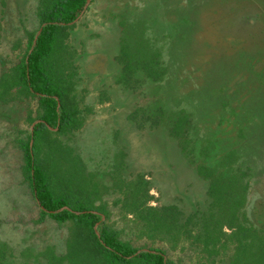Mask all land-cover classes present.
Returning <instances> with one entry per match:
<instances>
[{
    "label": "rangeland",
    "instance_id": "obj_1",
    "mask_svg": "<svg viewBox=\"0 0 264 264\" xmlns=\"http://www.w3.org/2000/svg\"><path fill=\"white\" fill-rule=\"evenodd\" d=\"M39 1L0 0V264H69L78 229L41 215L22 149L38 102L10 87ZM57 45L50 71L76 126L43 131L38 161L56 193L105 211L95 233L105 225L175 264H230L226 238L192 236L213 200L205 167L236 175L235 194L246 185L238 220L264 237V0H88ZM167 205L181 223L194 214L178 238L143 221Z\"/></svg>",
    "mask_w": 264,
    "mask_h": 264
},
{
    "label": "trees",
    "instance_id": "obj_2",
    "mask_svg": "<svg viewBox=\"0 0 264 264\" xmlns=\"http://www.w3.org/2000/svg\"><path fill=\"white\" fill-rule=\"evenodd\" d=\"M87 2L88 0H40L37 9L39 28L35 33L29 34L24 55L9 77L11 88L18 89L25 96L37 98L40 112L22 145L31 193L41 208L42 216L47 215L57 222L72 220L77 223L78 229L71 233L68 239L65 259L69 264H175L166 258L164 250L141 251L120 240L116 232L105 225L98 234L95 233L94 228L98 222H102L105 211L72 201L71 194L56 193L52 187V177L38 161V140L43 131H49L51 128L57 133H62L76 126V110L69 106L68 97L55 82L50 71V60L56 51L60 36L73 26ZM6 77L7 74L0 78V85H5ZM60 147L65 149L67 154H71L69 148ZM199 171H206L204 174L210 178L208 194L213 200L209 213L203 214L197 223L191 225V228L196 226L194 234L192 233L196 238L195 242H201L205 247L209 238L217 241L224 237L234 247L230 264H264V237L260 236V231L252 225L238 220V209L243 205L246 185L240 183L241 192L238 190L235 194L234 186H239L236 175L232 174L229 181L225 182L214 173H209L210 168L200 167ZM72 183V180H67L65 184L70 191L73 189L70 186ZM145 183L147 182L144 181ZM236 197L237 200H234ZM147 210L156 215L154 222L143 218L147 226L166 232L173 236V239L183 234L184 227L188 226L194 217V214L189 215L186 223H181L179 220L182 213L174 205L150 207ZM215 215H219L220 219L214 224L210 218ZM224 227L229 231L226 232ZM211 243H214V240Z\"/></svg>",
    "mask_w": 264,
    "mask_h": 264
}]
</instances>
